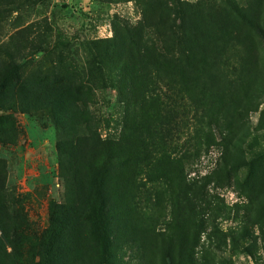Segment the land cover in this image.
Masks as SVG:
<instances>
[{
  "label": "rangeland",
  "instance_id": "obj_1",
  "mask_svg": "<svg viewBox=\"0 0 264 264\" xmlns=\"http://www.w3.org/2000/svg\"><path fill=\"white\" fill-rule=\"evenodd\" d=\"M9 60L66 104L0 109V264H264V0H0Z\"/></svg>",
  "mask_w": 264,
  "mask_h": 264
},
{
  "label": "trees",
  "instance_id": "obj_2",
  "mask_svg": "<svg viewBox=\"0 0 264 264\" xmlns=\"http://www.w3.org/2000/svg\"><path fill=\"white\" fill-rule=\"evenodd\" d=\"M20 67V65H16L11 60L0 65V109H8L10 106L16 105L20 107L19 110L22 112L28 110H50L52 113L54 112V115H58L57 112H63L66 104L64 102L65 94L59 93L60 87L50 81L46 75L35 77L31 88L26 90V93H22L26 87V79L21 76ZM6 92L11 95L7 96ZM95 163L96 158L93 157L91 167L93 170L100 172L101 170L93 168ZM56 212L55 214H57ZM78 214L80 219L88 221L90 219L89 204H84ZM65 217L78 219L76 211L71 213L63 212V216L60 218L56 216L55 220H52L53 225L49 228L44 242L39 245L41 251L39 255L35 256L37 259L35 258L33 264H66L65 261L58 262V258L59 261L61 259L59 253L68 249L66 245L68 243L62 238L63 232H60L57 227V224L65 220Z\"/></svg>",
  "mask_w": 264,
  "mask_h": 264
}]
</instances>
